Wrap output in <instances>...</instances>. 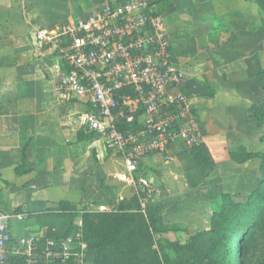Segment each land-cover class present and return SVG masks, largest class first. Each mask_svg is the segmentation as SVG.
<instances>
[{
	"label": "rangeland",
	"instance_id": "374dc122",
	"mask_svg": "<svg viewBox=\"0 0 264 264\" xmlns=\"http://www.w3.org/2000/svg\"><path fill=\"white\" fill-rule=\"evenodd\" d=\"M106 1L110 0H0V45L3 54L17 55L3 62L7 68L17 65L16 71L22 75L31 72L30 68L39 72L42 66H37L33 47L29 46V32L83 15ZM167 11L169 24L192 22L202 27L210 19L218 23L209 33L206 27L199 30L196 53L210 54L213 48V54L228 59L230 66L221 76L219 70L215 71L220 60L213 59L195 74H188L198 103L206 112L201 117L202 141L196 146L181 143V154L164 166L145 165L157 194L120 209V202L135 193L126 194L124 199L116 194L123 183L114 176L117 156L112 145L76 125L74 112L83 109L76 99L61 103L59 115L66 128L77 131L78 139L69 140L64 174L61 171L56 175L66 181L68 196L78 203L65 204L67 214L60 215L63 220L59 230L70 228L73 234L82 229L92 264H132V252L137 254L136 264H166L168 252L158 244L170 247L165 243L169 239L184 245L191 236L212 228L214 214L230 198L245 206L236 222L223 232L215 251L216 264H263L264 0H176ZM22 83L25 85V80ZM219 85L229 94L220 93ZM216 95L218 99L210 102ZM17 96L24 102L28 93L18 92L15 101L19 100ZM6 97L4 93L0 98ZM79 149L78 162L74 156ZM10 194L9 187L0 190V210H12ZM88 198L91 203L86 202ZM102 203L110 209L103 215L97 213ZM148 226L155 240L151 247L144 234ZM103 239L109 245L105 242L100 251L89 248ZM113 245L118 249H105ZM183 251L188 261L193 251L189 247Z\"/></svg>",
	"mask_w": 264,
	"mask_h": 264
},
{
	"label": "built area",
	"instance_id": "2783aa9c",
	"mask_svg": "<svg viewBox=\"0 0 264 264\" xmlns=\"http://www.w3.org/2000/svg\"><path fill=\"white\" fill-rule=\"evenodd\" d=\"M36 50L54 60V90L76 99V125L106 139L119 166L117 181L141 202L157 194L144 161L172 160L178 143L199 145L202 132L188 77L172 48L165 13L147 0H110L88 13L31 31ZM75 103V104H76ZM105 204L97 207L103 212ZM0 216V264H7L11 231ZM15 254L27 264H92L82 229L65 237L23 238Z\"/></svg>",
	"mask_w": 264,
	"mask_h": 264
},
{
	"label": "crops",
	"instance_id": "0c3cea01",
	"mask_svg": "<svg viewBox=\"0 0 264 264\" xmlns=\"http://www.w3.org/2000/svg\"><path fill=\"white\" fill-rule=\"evenodd\" d=\"M173 2L176 4V0H172ZM164 13L173 51L187 77L188 74H195L203 64L207 65L213 59L220 60L222 64L216 65L217 70L215 71L219 70L218 74L223 76L228 73L230 67L228 59L217 58V55L213 54V48L210 49V54L202 53L203 55H199L196 53V49L199 47L196 41V37L200 33L199 30L206 27V32L209 33V29L218 27V23L213 24L214 20L210 19L207 23L204 22L202 27L192 22L186 25L179 22L169 24L168 11L166 10ZM209 17L213 18V16ZM51 18H49V21H52ZM31 31L28 35V41L29 46L32 45L33 47L32 52L36 57L37 66H42V70H39V72H36L34 68H30L32 69L31 72L22 75L19 73L20 71H16L17 65L15 69L7 68V64L3 61L8 57L16 59L17 55L8 56L5 53L3 54L0 45V97L4 93L8 96L6 99L0 98V190L5 186L10 189L12 210L8 213L12 217L8 220L7 225L17 242L16 245L21 239H27L33 235L37 237L49 236L52 227H54L53 229L60 228L59 223L63 220L60 215L67 214L65 204H69V202L78 203L72 201L73 199L68 196L66 181H60L56 175L61 171L64 174L67 163L66 148L69 146V140L78 139V133L69 126L70 131H68L64 119L59 115L61 103L65 104L66 102L61 101L54 90V76L51 70L54 60L36 50ZM251 36L252 33L249 37L251 38ZM2 40H0V43ZM13 51L17 50L14 48ZM247 52V56H249L250 51ZM44 74L47 78L44 77ZM24 80L25 85L22 83ZM222 85H219L222 87L220 93L229 94ZM23 90L28 93L26 101L22 102L19 96H17L19 100L15 101L16 94L23 92ZM187 90L193 95L201 132L203 133L201 117L203 114L206 116V112L203 107H200L197 94L190 86L189 78ZM9 91L10 94L7 93ZM217 99L218 96L216 95L211 98L210 102ZM25 145H27V170L22 174H17L16 169L21 165L22 150ZM180 145L182 144L178 143L174 147V156L181 154L182 148ZM78 152L76 157L74 156V160L79 162L80 149ZM116 161L118 168L120 161L118 158ZM159 163L164 166L167 161L159 156L147 157L144 161L145 173L151 180L153 179L147 174L148 169H146V166L147 164L152 166V164ZM116 192L118 198L124 199L126 194L132 193V190L123 183L120 187H117ZM91 200V198H88L86 202L91 203ZM12 253H14V250ZM90 260L92 262L91 258Z\"/></svg>",
	"mask_w": 264,
	"mask_h": 264
},
{
	"label": "trees",
	"instance_id": "16d2710c",
	"mask_svg": "<svg viewBox=\"0 0 264 264\" xmlns=\"http://www.w3.org/2000/svg\"><path fill=\"white\" fill-rule=\"evenodd\" d=\"M171 3L172 0H160L156 4L158 5L161 11L165 12ZM27 165H28L27 145H25V147L22 150V162L21 165L16 169V173L22 174L23 172H25L27 170ZM132 201L138 202L140 200L139 197L135 194L132 198L128 199L127 201H125V199L122 200L120 202V209H123V207H125L126 205L129 204V202ZM261 203H262V207H264V202L262 201ZM243 206L245 205H242V203H238L235 201L232 202L230 198H227V201H223V203L221 204L220 210L214 214L212 228L208 230L200 231L197 234L191 236V238L184 245L179 243V241H172L169 239H165V243L167 244V246L170 247H164L162 243H159L158 245L160 246V248H162L163 252L165 253L168 252L167 254H165L166 261L164 262H167L166 264H216L215 251L217 249V244L220 238L222 237L223 232L228 227V225L236 222L238 218V213L241 212V208ZM6 213L9 214L7 211ZM97 213L103 215V212H97ZM110 214L112 215L114 214V212ZM59 229L60 228L53 229L52 227L49 236L38 237V244L42 245V243L48 237L60 238L70 234V228L65 229L64 231H60ZM144 234L146 235L147 238V245L151 247L154 244L155 240H154V235L150 230V226H148L147 229H145ZM129 241L131 240L129 239ZM105 242L108 243V245L110 243L109 241H107V239H103L102 241L91 243V245H89V248L100 251L103 248V244H105ZM16 243H17L16 240L13 238V235L11 234V239L8 243L7 264H27L25 260L26 258L25 255L23 254L17 255L15 253H12L13 250L15 249L14 247ZM187 247H189L193 251V255L188 261L184 258V251H183V249H187ZM105 249L108 251V250H117L118 248L113 245V247H107ZM132 253H133L132 258L129 260H131V262L134 261L132 264H136L137 262L135 258L137 254L135 252ZM239 254L241 256V252H239ZM263 255H264V251H263ZM262 260L264 264V256Z\"/></svg>",
	"mask_w": 264,
	"mask_h": 264
},
{
	"label": "water",
	"instance_id": "95a60500",
	"mask_svg": "<svg viewBox=\"0 0 264 264\" xmlns=\"http://www.w3.org/2000/svg\"><path fill=\"white\" fill-rule=\"evenodd\" d=\"M7 213H6V211H4V210H0V216H4V215H6ZM3 223L4 224H7L8 223V219H4L3 220Z\"/></svg>",
	"mask_w": 264,
	"mask_h": 264
}]
</instances>
